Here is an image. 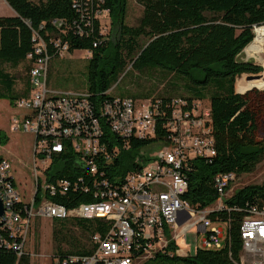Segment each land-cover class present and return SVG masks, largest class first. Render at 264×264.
Listing matches in <instances>:
<instances>
[{
    "label": "trees",
    "instance_id": "16d2710c",
    "mask_svg": "<svg viewBox=\"0 0 264 264\" xmlns=\"http://www.w3.org/2000/svg\"><path fill=\"white\" fill-rule=\"evenodd\" d=\"M4 1L15 15L0 17V100H6L11 106L30 93L27 55L33 53L39 40L52 57L56 55L52 44L55 40L66 44L69 54L75 51L90 54L81 84L95 115L106 102L117 98L135 99L133 95L125 97L123 92L118 97L109 93L128 65L138 73L157 70L163 76H171V81L182 82L184 97L174 98L165 91L157 98L139 100L149 101L153 107L158 105L155 134L145 139H128V148H120L109 166L100 168L104 172L103 177L100 174L88 176L79 183L70 174L68 154L54 157L45 171L46 181L64 179L72 182L65 195L51 197L55 203L71 209L81 203L92 202L94 181H112L113 176L123 179L137 167L134 160L140 151L154 144L163 146L169 136L165 124L175 100L189 104L205 99L209 102L216 155L209 160L194 159L191 170L186 173L188 190L184 199L193 208L203 209L217 201L215 175L232 173L236 179L253 172L264 157V140L257 137L260 103L255 102L251 106V100L264 102V93L253 89L241 95L235 91L241 79L238 77L262 73L260 66L239 62L237 58L252 43L253 28L264 26V0H136L143 11L133 27L125 24L127 0ZM75 2L77 5L73 7ZM104 10L110 17V33L112 28L114 30L111 41L109 35L101 33L96 19V14ZM53 21L60 22V28L55 27ZM22 63H26V77L23 90L18 92L14 78L3 70L2 65L15 69ZM252 88L264 90L262 85H253ZM106 134L112 144L105 139L101 142L107 144L108 150L114 144H125L119 142L117 136ZM7 142V136L0 132V145ZM143 158V162L148 160ZM41 196L38 188L34 202L38 203ZM263 199L264 179L261 184L238 189L224 199L220 210L209 214L212 222L227 226L220 249L197 248L193 255L181 256L176 253L174 242H169L142 264H242L240 226L249 209ZM94 226L98 228L102 223L54 220L51 233L53 253L60 258L68 253H86L81 237L93 233ZM75 227L81 233L79 239L74 236L72 229ZM0 233L8 237L5 232ZM0 264H29V258L23 256L18 259L15 252L0 246Z\"/></svg>",
    "mask_w": 264,
    "mask_h": 264
},
{
    "label": "built area",
    "instance_id": "2783aa9c",
    "mask_svg": "<svg viewBox=\"0 0 264 264\" xmlns=\"http://www.w3.org/2000/svg\"><path fill=\"white\" fill-rule=\"evenodd\" d=\"M76 5L73 3V7ZM96 19L101 33L105 34L106 22L103 20L110 22L109 14L106 10L98 12ZM53 24L57 28L61 26L57 21ZM52 44L56 49L55 57L48 54L41 40L33 53L27 55L30 93L14 105L20 113L11 124L12 132H23L33 138L34 166L39 167V172L44 170L39 175L46 184L39 183L43 188L39 203L33 199L25 200L18 190L10 163L0 156V201L4 208L0 231L8 235L5 238L0 233V246L15 252L18 259L32 255L25 249L31 221L42 218L85 220L100 222L102 226H94V232L82 238L86 253H68L60 258L52 251L39 255L41 264H135L163 250L169 242L175 244L176 239L195 228L197 234L203 235L202 246L196 249H220L224 235L214 224L220 222H212L208 216L222 208L220 205L217 208L211 206L216 202L221 204L235 176L232 173L214 176L218 199L208 207L195 209L184 199L188 190L186 173L191 170L192 161L197 158L209 160L216 155L210 108L200 101L191 104L183 100L173 101L165 124L169 136L162 148L149 156L144 155L148 159L145 162L142 157L136 158L137 167L123 179L113 176L112 181H94L92 202L67 209L51 200L55 194L65 195L72 187L69 180L46 181L44 174L54 157L68 154L70 174L79 183L88 176L100 174L103 177L100 168L109 166L120 148H128V139L154 136L155 116L158 114V105L153 107L149 101L117 98L104 103L95 115L85 92L50 89L48 71L51 60L70 55L66 44L59 40ZM106 132L125 144H114L108 150L107 144L101 142L105 139L112 144ZM142 153L140 151L139 155L143 156ZM115 180L116 184H113ZM240 237L242 264H245V255L263 260L253 264H264V199L253 205L242 220ZM176 253L189 255L178 248Z\"/></svg>",
    "mask_w": 264,
    "mask_h": 264
},
{
    "label": "rangeland",
    "instance_id": "374dc122",
    "mask_svg": "<svg viewBox=\"0 0 264 264\" xmlns=\"http://www.w3.org/2000/svg\"><path fill=\"white\" fill-rule=\"evenodd\" d=\"M143 8L139 5L136 0H127L126 6V17L125 24L127 26L133 27L138 23L139 18L142 15ZM14 12L0 0V17H10L14 16ZM105 23V36L109 35V40L114 38V30L110 33V22L104 19ZM255 27L253 28L254 38L252 43H250L238 57L241 61L251 60L257 66L261 67V72L263 71V66L258 62L257 58L264 57V43H254L255 39V29L263 28ZM248 51V52H246ZM90 54L83 51H75L64 59H53L49 64L48 71V87L50 89L60 91V92H83L82 81L83 74L85 70V65ZM26 63L20 64L17 68L13 69L9 65H2L5 72L10 74L15 80V89L21 92L24 88V80L26 77L25 72ZM261 74V73H259ZM249 74H243L238 78L246 77ZM237 78V79H238ZM236 79V80H237ZM236 82V81H235ZM180 82L171 81V76H163L157 70H145L141 73L132 71L128 65L126 72L121 76L119 81L112 86L109 93L114 97H118L120 92L125 93L127 96H136L134 100H146L157 98L164 94L165 91L169 92L174 98L184 97V90ZM254 84L241 83L240 80L237 82L235 91L243 93L250 89ZM253 90V89H252ZM259 92L263 90L255 89ZM255 96H252L253 98ZM255 102L260 103V115L257 118V137L259 140H264V102L262 100H251V106ZM203 105L208 106L209 102L207 99L202 101ZM20 112L14 106H11L6 100H0V132L7 136L8 142L6 145H0V156L5 158L11 166V171H13L14 176L17 179V187L25 200H34L37 189L39 188L40 193L43 195V188H40L39 183L44 181L41 178L38 171L39 167L34 166L32 157L33 148V138L23 132L14 133L11 131V124L14 117L18 116ZM162 148V145L154 144L145 148L142 155H151ZM141 155H137V159L143 158ZM135 158V159H136ZM35 171L38 174H35ZM44 177L46 175L44 174ZM264 179V157L257 164L255 170L249 174H243L231 183L230 188L227 190L221 204L215 203L211 207L217 208L219 205L222 206L224 199L230 197L235 191L240 188L249 185H258ZM43 185L46 183L42 182ZM42 185V184H41ZM41 201V200H40ZM39 201V202H40ZM38 202V203H39ZM52 220L33 218L31 221V233L26 241L25 249L29 255L30 264H41V259L39 255L49 254L53 251V243L51 238L52 233ZM216 227L221 228L223 231V238L221 243H224L227 226L224 223H214ZM74 231V236L79 239L81 233L79 230L72 229ZM202 234H197V229H192L187 232L184 237L175 240V246L183 253H188L193 255L197 246H202ZM82 239V237H81ZM66 248V247H65ZM146 259H141L135 264H142ZM243 261L245 264H253V262L263 261L258 257L243 256Z\"/></svg>",
    "mask_w": 264,
    "mask_h": 264
},
{
    "label": "bare ground",
    "instance_id": "6f19581e",
    "mask_svg": "<svg viewBox=\"0 0 264 264\" xmlns=\"http://www.w3.org/2000/svg\"><path fill=\"white\" fill-rule=\"evenodd\" d=\"M254 43L255 44H257V43H264V27L263 28H259V29H255V39H254ZM246 52H248V51H246ZM257 60L263 66V71L260 74L262 80L260 82H257V83H255V82H247L246 81V77H243V78L240 79V82L241 83H247V84H254V85H262V86H264V57L260 56V57L257 58Z\"/></svg>",
    "mask_w": 264,
    "mask_h": 264
},
{
    "label": "water",
    "instance_id": "95a60500",
    "mask_svg": "<svg viewBox=\"0 0 264 264\" xmlns=\"http://www.w3.org/2000/svg\"><path fill=\"white\" fill-rule=\"evenodd\" d=\"M244 50V49H243ZM240 56V55H239ZM238 56V57H239ZM237 60L240 62L241 60H239L238 58H237ZM241 62H248V63H252V64H254L253 63V61H251V60H248V61H241ZM262 80V78H261V75L260 74H249V75H247L246 76V81L247 82H255V83H257V82H260ZM252 89H257V88H250V89H248L247 91H250V90H252ZM246 91V92H247ZM237 94H244V93H238V92H236ZM3 212H4V208H3V205H2V202L0 201V218L2 217V215H3Z\"/></svg>",
    "mask_w": 264,
    "mask_h": 264
},
{
    "label": "crops",
    "instance_id": "0c3cea01",
    "mask_svg": "<svg viewBox=\"0 0 264 264\" xmlns=\"http://www.w3.org/2000/svg\"><path fill=\"white\" fill-rule=\"evenodd\" d=\"M2 1L6 4V2L4 0H2Z\"/></svg>",
    "mask_w": 264,
    "mask_h": 264
}]
</instances>
